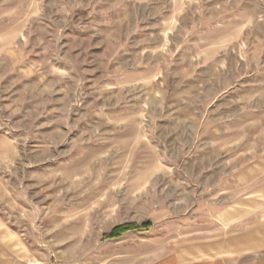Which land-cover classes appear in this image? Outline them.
Wrapping results in <instances>:
<instances>
[{"label":"rangeland","instance_id":"obj_1","mask_svg":"<svg viewBox=\"0 0 264 264\" xmlns=\"http://www.w3.org/2000/svg\"><path fill=\"white\" fill-rule=\"evenodd\" d=\"M20 2L9 0V16L0 27L26 28L15 45L24 62L33 55L39 63L29 71L23 61L16 62L14 82L1 87L0 134L25 135L16 140L30 156L32 136L46 139L37 162L18 159L14 169L0 163V174H6L0 179V217L28 248L15 264H183L187 260L180 255L188 243L197 245L199 228L212 220L213 192L202 180L206 168L214 166L208 131L213 111L208 110L223 97L237 95L240 108L264 116L263 54L247 50L245 37L230 43L228 26L202 37L196 51H149L139 34L145 33L141 23L149 21L139 18H147L151 9L136 0H42L46 17L37 14L41 3L29 0L22 17L7 20ZM160 2L166 6V0ZM170 58L191 67L179 65L175 72ZM247 59L250 65L242 68L238 61ZM147 65L157 84L149 85ZM24 75L45 80L33 83L29 92ZM191 80H198L204 102L192 101L196 87ZM149 87L158 88L154 107L156 101L157 107L166 106L160 96L174 95L168 100L175 99L177 109L179 91L190 95L184 103L207 110L209 138L194 145L197 131L172 127L170 147H165L150 131ZM25 124L32 132L21 131ZM181 135L189 137V147L178 140ZM147 220L152 221L148 230L105 238L117 226Z\"/></svg>","mask_w":264,"mask_h":264},{"label":"crops","instance_id":"obj_2","mask_svg":"<svg viewBox=\"0 0 264 264\" xmlns=\"http://www.w3.org/2000/svg\"><path fill=\"white\" fill-rule=\"evenodd\" d=\"M159 1L136 0L134 2L139 6L148 3L147 5L151 9L147 18L146 14H141L139 18L141 22L146 19L149 21V23H141L145 28V33H139L143 36V44L147 43L149 51H155L158 47H164L166 53H174L178 50L181 52L196 51L200 43L203 42L202 37L218 35L225 31V26H228L232 34L229 39L230 43L234 44L235 37L237 39L245 37L247 50L260 52L264 58V0H203L202 3H199L200 0H166L164 7ZM8 2L9 0H0V20H6L9 16L6 15L7 8L5 9L6 4L10 6ZM40 3L41 10H38L37 14L46 17L47 11L44 7L46 4L44 3L42 6V0L41 2L37 0V4ZM25 5H29V0H21L18 7H13L12 13H10L11 17H8L7 20L13 21L17 17H22L21 12ZM42 7H44L43 10ZM202 14L205 17L204 20L208 22L207 25L204 24ZM129 17V14L125 15V18ZM25 18H30L28 13ZM159 28H161L160 31ZM26 33V28L0 27V90L4 84L14 82L15 77L12 70H14L16 62L23 61L19 55V47H16L15 43L22 34ZM222 41L225 42V40ZM35 60L38 59L30 55L28 62L23 61L25 64L23 68L29 71L35 69V64L39 63ZM247 62H250L249 59L238 61L242 64V68H247V65H250ZM169 65L171 69L175 67L174 70L177 72L179 65L182 68L191 67V62L174 61L170 58ZM251 65L253 64L251 63ZM250 67L256 68L255 66ZM149 70V85L157 84V76H152L150 67ZM183 74L185 72H182ZM40 80L45 79L41 75H30L24 83L30 86L29 92H32L33 83ZM191 82L196 87L192 94V101H205V95L198 93V80H191ZM190 87L189 82L186 89L189 91ZM182 88L183 86L181 90ZM157 89V87H149V126L150 131L155 133L158 140L167 143L165 147H170L169 132L172 127L179 129L180 132L187 131L185 128L194 131V133L197 131L196 138H192L194 145H200L199 142L209 138L205 134V127L209 122L206 109L200 110L202 109L200 107L197 111L199 103L195 106L184 103L183 99L189 100L190 95H181V90L178 95L177 109H174L175 99L168 100L174 95L160 96L161 100L166 101L167 107H162L164 104H160L159 109L157 101L156 107H154V101L158 99V95L154 93ZM59 92H61L59 95L64 94L63 91ZM236 96L223 97L217 108L208 110L213 111V121L212 125H209L208 131L212 132V144L215 149L212 159L214 166L213 170L210 166L206 168L207 172L203 173L202 180L210 186L209 188H212L214 198L212 200V220L203 225V229L199 228L197 245L188 243L187 251L183 252V255L179 254L180 257L182 256V260H187L183 264H264V116L259 118L255 116L258 111L248 107L240 108L235 101ZM203 102L202 104H204ZM192 108L194 110H191ZM165 109L166 111L162 112ZM176 111L181 113L175 115ZM187 117L198 120H193L194 123H192L191 119ZM25 126L26 124L20 126L22 132H32L30 126ZM255 134H258L256 138ZM26 138L23 135L13 139L0 134V163L5 166L11 165L9 167L14 169V163L18 159L24 160L25 163L37 162L44 152L43 143L46 137L32 136L30 141L33 143V153L31 156L30 153L23 154L17 143V140ZM178 140L186 141V145L190 146L188 136L181 135ZM222 155L224 156L221 157ZM200 162L211 163V160L201 159ZM3 172L8 173L9 171ZM4 175L0 174V179ZM205 189H208L206 185ZM27 255V245L24 246L15 229L0 217V260L5 264H15V261Z\"/></svg>","mask_w":264,"mask_h":264},{"label":"trees","instance_id":"obj_3","mask_svg":"<svg viewBox=\"0 0 264 264\" xmlns=\"http://www.w3.org/2000/svg\"><path fill=\"white\" fill-rule=\"evenodd\" d=\"M151 225H152V221L150 220H147L143 224L128 223V224L120 225L114 228L110 234L105 236V238H119L123 236L126 232L133 231V230H136L139 232L145 231V230H148Z\"/></svg>","mask_w":264,"mask_h":264}]
</instances>
